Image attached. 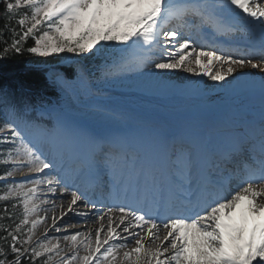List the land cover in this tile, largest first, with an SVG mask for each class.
Instances as JSON below:
<instances>
[{"label":"snow or ice","instance_id":"1","mask_svg":"<svg viewBox=\"0 0 264 264\" xmlns=\"http://www.w3.org/2000/svg\"><path fill=\"white\" fill-rule=\"evenodd\" d=\"M5 23L0 29V60L10 54H28L38 58L71 53L76 57L99 56L97 83L113 81L129 73H143L146 69L181 70L193 76H204L223 85L229 77L235 79L237 69L259 70L264 74V0H3ZM239 10L259 29V46L240 50L238 56L215 47L205 49L197 44L189 31L197 34L211 30L227 36L242 31ZM24 10V11H22ZM225 13L234 19H225ZM15 18L14 25L12 24ZM6 33L10 38H6ZM29 39L32 43L25 46ZM260 57L256 61V57ZM36 64L40 61H31ZM78 79L86 70L78 68ZM54 75V79L52 78ZM53 83L62 88L70 82L57 74H50ZM244 74L241 75V79ZM264 93V77L261 78ZM0 164L10 165L0 174V201L18 200L12 208L23 209L22 218L14 226L0 223V264H23L27 259L36 264H52L61 256L60 239L69 242L73 251L61 257L57 264H261L264 262V120L260 127V156L257 159L246 133H236L213 159L206 175L193 174L191 154L181 152L177 160L181 167L167 190L153 178L138 198L144 208L124 204L103 205L91 202L78 188L71 189L55 175L56 164L46 158L28 138L26 130L39 126L44 110L27 101L17 104L6 89H0ZM67 133L66 124L57 120L48 132L53 138ZM249 160L251 162H249ZM100 163L111 164L109 153H102ZM36 173L23 181L10 180L17 172ZM47 170V171H46ZM237 187L229 191L230 182ZM28 185L27 192L23 189ZM47 185L46 192H60L63 208L64 193L71 199L67 211L61 212V223L52 217V230L61 232L64 216L69 213L88 218L95 216L99 227L93 232L66 233L49 237L32 245L35 230L44 219H31L39 211H56L52 207L40 209L35 203L38 186ZM79 201L95 211H78ZM42 203H49L45 199ZM4 215L12 220L8 206ZM115 213H119L114 217ZM107 221L105 228L104 221ZM83 221H77L81 223ZM28 227L27 233L23 231ZM123 226V227H121ZM120 229V231H117ZM126 233L127 235H122ZM163 233V234H162ZM82 238V239H81ZM56 243H53V241ZM115 242V243H113ZM31 245V246H30ZM133 245L130 251L117 253ZM81 251L85 254L80 255ZM9 252L12 259H9Z\"/></svg>","mask_w":264,"mask_h":264},{"label":"bare ground","instance_id":"2","mask_svg":"<svg viewBox=\"0 0 264 264\" xmlns=\"http://www.w3.org/2000/svg\"><path fill=\"white\" fill-rule=\"evenodd\" d=\"M246 32L248 34H255L259 37V29L254 28L252 24H250L248 29H246ZM190 33L191 31L188 34ZM195 40L197 41L196 38ZM231 54L234 56H238L234 53ZM37 60L40 61V63L31 64L33 66L49 69V75L58 73L60 76L63 77V75L60 74L56 68L58 66H63L67 64L79 65L81 57H76L74 54L71 53H62L59 56H53L49 58L37 57L32 61ZM255 60L259 61L260 57L257 56ZM154 71H156L158 74H161L159 75V77L163 80L162 86H159L158 88L154 87L153 89H148L141 86L137 87V89L134 90H140V96L138 97L132 96V94H135V92H133L134 90H116L114 93L113 89L109 90L108 95L100 97L97 95V90H93L84 84L83 79L77 80V83L73 86L71 85L64 88L60 86L59 88H61L63 92H65V96L67 98V103L65 107L67 108V114L70 117V119L68 120L69 128L67 130L69 132H67V134L69 136L74 137L77 140V144L80 145L84 150L88 147L101 146L102 148H100V150L102 149V151L106 148H117V141H115L114 139H123L127 133H132V130L134 128L142 129V126H155L154 128L160 130L162 129L165 131H171L172 129L180 130L181 135H183L185 131L191 129L192 126L195 124H206L208 118L225 117L228 118V121L235 119L236 115H234L232 118L230 117V115L236 114V107L222 106L220 101H223L226 99V97H228L227 92H229V90L232 91L233 95L235 91L245 86H260L261 78L264 77V74L260 73L259 70H253L250 68L243 70L237 69L236 73L234 74L235 79H233V77L228 78V81H231V83H228L226 81L223 83V85L218 84V89H214L216 83L209 81L207 77L204 76H193L192 74L185 73L181 70L169 71L154 69ZM167 71H169L168 74ZM242 74H244L243 79H241ZM255 74L256 76H254ZM52 78L54 79V75ZM52 84L58 85L53 82ZM206 84L212 86V88H209V91L215 92L216 94L218 90H224V95L219 96L217 95V93L216 95L214 94L212 97H207L200 102H196L195 100H193V96L196 95L197 92L199 93L200 89H202V86H205ZM176 90H179V95H188V98L184 104L172 105L167 99H158L156 103H152L150 100L143 96L145 93L150 94L151 96L155 93L168 95L169 93ZM238 102L240 106L250 105V107H262V105H264V98L252 93L248 96L238 98ZM42 122L43 120L40 119V123ZM84 123H86L87 125ZM87 130L89 131L88 134H90L93 139H91L92 141H87L83 137ZM231 133L232 131L227 129L226 125L224 124H218V128L212 127V130L210 131V134H214L215 136H229ZM55 143L56 142L54 141L52 144H44L43 147L52 148L53 146H55ZM132 143L141 144L136 141H132ZM113 152L115 151L113 150ZM42 154L47 157L46 153L42 152ZM99 159L100 163L102 157H99ZM50 160L55 161L54 158ZM72 161L73 160H71V162ZM111 164H113L112 159ZM198 164V161H195L193 163V165L195 166ZM83 171H86V169H84ZM172 173L175 174V176L178 175V172H175V170H173ZM36 175L37 174H34L33 176ZM15 179L17 178L13 176L12 180ZM71 179L73 178L71 177ZM67 182L70 190L75 189L74 185L70 181ZM46 189L47 185L38 186V191L36 195L39 199V202H41L40 209L51 208V201L53 200H55L57 207L55 212L40 211L44 215V217L41 219L46 218V223L41 224V229L43 230V232L48 231L47 233L49 237H62L64 234H55V231L52 230V217L55 216L57 218L58 223L62 222L60 220L61 212L67 211V204L70 201L71 197L69 193H64V196L62 197L64 204L63 208H61L60 192L63 191V188L58 187V191L55 196H53V194L51 193H47ZM45 199L49 200V203H42V201ZM76 207L78 211H95L91 208H86L84 206V201H79L78 206ZM118 215L119 213H115L114 217ZM63 220L67 222L65 225L68 227L66 233L88 232L91 230L93 232V240L95 239L94 230L99 227V222H97L95 216L90 215L88 218H82L75 216L72 213H69L67 216H64ZM76 220L83 221L84 225L82 227H78L81 225H76L73 223ZM104 224L106 228V220L104 221ZM117 231H120V229H117ZM122 235L127 234L122 233ZM60 241L61 248L66 252H69L66 256H70L73 250L69 248V242H66L63 239H60ZM132 246L133 245H129V248L121 250L117 253V256H122L123 251H130ZM84 254L85 253L81 251L80 255L83 256ZM253 264H256V262L254 261ZM261 264H264V262H261Z\"/></svg>","mask_w":264,"mask_h":264},{"label":"trees","instance_id":"3","mask_svg":"<svg viewBox=\"0 0 264 264\" xmlns=\"http://www.w3.org/2000/svg\"><path fill=\"white\" fill-rule=\"evenodd\" d=\"M24 11V10H22ZM5 12L3 0H0V29L4 27L5 23ZM15 18L12 21L14 25ZM6 38H10V34L6 33ZM32 43L29 39L28 43L25 45L30 46ZM3 44L0 43V49L3 48ZM11 58L0 60V89H6L11 94H13L14 100L17 104L22 106L23 102L27 101L33 105H46L51 101L58 98V93L54 87H52L46 77L47 70L44 68H36L29 65V62L35 57L28 54L27 52L22 55L10 54ZM92 57L86 62L85 67H91L96 63ZM61 70L64 72L68 79H73L77 76V69L74 67H62ZM3 119V114L0 112V120ZM9 145H0V148L7 149ZM3 157H0L2 159ZM10 167V165L0 164V174ZM4 182L0 181V185ZM2 194V190H0ZM18 200L0 201V216L4 215V206H8V212L12 215L13 219L9 220L5 217L0 220V223L5 225H13L22 218V206L17 208H12L13 203H18ZM23 231L27 233V226L24 227ZM6 233L0 232V236H4ZM0 244H4V241L0 240ZM7 249V245L4 244ZM9 259H12V254L9 252ZM45 259L44 257L38 258L36 264H41V261ZM23 264H31L27 259L23 260Z\"/></svg>","mask_w":264,"mask_h":264},{"label":"rangeland","instance_id":"4","mask_svg":"<svg viewBox=\"0 0 264 264\" xmlns=\"http://www.w3.org/2000/svg\"><path fill=\"white\" fill-rule=\"evenodd\" d=\"M82 60H84V58L81 57L80 61H82ZM29 65L33 66L31 63ZM67 65H69V64H67ZM33 67H37V66H33ZM168 72L169 71H167V74H168ZM159 75H161V74H158L156 71H154V69H146V70H144L143 73H135V72L134 73H129L126 76L119 77V78H117V79H115L113 81L96 83L97 84L96 86H93L91 84V82H93V81H92L91 77L88 76L87 74L85 75V78L83 79V81H84V84L86 86H88L89 88H91L93 90H97L98 91L97 92L98 96L103 97V96L109 94V90H111V89H109L108 87H110V86L113 89H116V90H124V89L125 90H129L128 88L121 87V86H124V85H126V86L130 85L133 88L134 87H140V86L144 87V88H148V89L149 88L153 89L154 87L158 88L159 86H162V81H163L162 79H160ZM254 76H256V74ZM163 78H165V77H163ZM77 80H81V79H77ZM77 80L73 81V82H70V86L71 85L73 86L74 84H76ZM95 81L97 82V79H95ZM205 86L206 87H212L209 84H206ZM218 86L219 85L216 84L214 86V89H218ZM55 87H57V89H58V91H59V93L61 95V98L58 101H56L55 103H53L52 105H50V106H48L46 108L44 107L43 108V110H44V115L43 116L47 117V118H52L53 124L57 120L63 121L66 124L67 130H68V125H69L68 120L70 119V117L68 116L67 108L65 107L66 103H67V98L65 96V92H63V90L61 88H59L60 87L59 85H56ZM116 90H114V93H115ZM180 103L181 102H176V104H180ZM84 124H86V123H84ZM88 126H89V124H88ZM26 133H28V130H26ZM44 133H46V131ZM87 133H89L88 130H87ZM42 137L43 136L41 135V138L38 139L34 135H29L28 136V138L32 141V144L41 153H42V151H44V149H43V144L44 143H43V138ZM35 139H37V141H35ZM34 174H36V173H30V172H27L25 170V171L17 172L14 176L17 178L16 179L17 181H23V180L31 178ZM29 187H32V185H28L27 187H25L23 189V191H28ZM36 197H37V195H36ZM34 203L40 208L41 202H39L38 197L35 199ZM43 217H44V215L42 214V212L39 211L37 216L31 217V219H38V218L41 219ZM77 221H79V220H76L73 223L76 224V225H78V224L81 225V226H78V227H82L84 225V222L77 223ZM67 229H68V227L65 226L64 228H62L61 232H59V233L55 232V234H60V235L65 234L67 232ZM45 232H48V231H45ZM45 232H43V230L41 229V225H39L37 227V229L35 230V235L33 236L32 243L34 244V243H36V241L43 239ZM53 243H56V241H53ZM59 245H60V249L62 251H61V256L54 257V260L56 261V263H57V261H59L61 259V257H66V255L69 253V252H66L65 250H63L61 248V241H59Z\"/></svg>","mask_w":264,"mask_h":264}]
</instances>
